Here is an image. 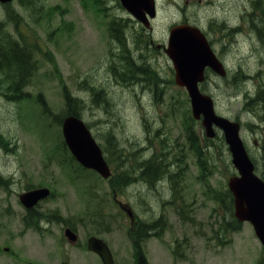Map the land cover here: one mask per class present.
Wrapping results in <instances>:
<instances>
[{"label":"rangeland","instance_id":"rangeland-1","mask_svg":"<svg viewBox=\"0 0 264 264\" xmlns=\"http://www.w3.org/2000/svg\"><path fill=\"white\" fill-rule=\"evenodd\" d=\"M96 2L0 4L2 31L30 48L35 60L23 89L26 97L15 99L0 84V264L68 259L69 264H101L87 252L89 237L108 245L114 264H135L136 226L158 216L163 220L160 235H149L142 243L147 264H264V248L249 223L222 232V221L231 220L226 195L234 173L230 154L222 143L221 167L216 149L204 151L206 171L198 169L183 138L190 114L187 93L175 85L166 55L155 50L166 43L172 26L194 22L211 33L216 30L218 47L222 22V114L239 121L245 133L254 130L252 138L259 131L264 137V0H157L149 31L141 30L117 3ZM117 17L129 21L125 35L131 55L142 50L162 80L155 97L137 83L142 80L136 74L118 75L125 54L111 48L106 28ZM90 85L97 87L93 95ZM209 90L218 101L217 80ZM64 93L82 99L79 116L107 159L110 179L83 169L63 145L61 124L54 118H64ZM247 142L264 175V140L259 148H253L250 137ZM135 159H150L157 182L139 179ZM121 174L133 176L116 185ZM40 187L54 192L42 205L60 219L53 214L56 221L36 233L9 226L6 211L17 205L15 193ZM62 226L76 230L74 245L63 236ZM8 247L12 254L4 252Z\"/></svg>","mask_w":264,"mask_h":264},{"label":"water","instance_id":"water-1","mask_svg":"<svg viewBox=\"0 0 264 264\" xmlns=\"http://www.w3.org/2000/svg\"><path fill=\"white\" fill-rule=\"evenodd\" d=\"M10 1L0 0L1 3ZM120 1L122 6L146 27L148 21L145 13L150 18L155 16L153 0ZM164 52L172 62L175 83L184 87L188 93L194 116L196 118L199 115L203 116V126L207 130V135L213 136L212 124L222 126L225 142L231 153L232 165L238 174L230 177L227 182V187L233 196L234 216L239 222H249L264 246V183L253 174L254 166L238 136V124L225 118L220 120L215 116L210 98L200 94L197 87V83L203 79L206 66L219 73L218 61L200 31L188 25L174 26L169 30ZM222 76H224L223 68ZM61 131L66 146L80 165L96 171L103 178L109 177L110 171L101 150L82 120L76 116L64 118ZM47 195L46 189L34 190L21 195L20 200L24 206L31 207ZM65 235L70 241L75 240V236L70 231L67 230ZM88 249L96 253L103 264H113L111 254L101 240L90 238Z\"/></svg>","mask_w":264,"mask_h":264},{"label":"trees","instance_id":"trees-1","mask_svg":"<svg viewBox=\"0 0 264 264\" xmlns=\"http://www.w3.org/2000/svg\"><path fill=\"white\" fill-rule=\"evenodd\" d=\"M97 2L100 3V0H97ZM2 26L3 23L0 22V78H1L0 84L2 83L4 85V88L14 95L15 99H23L24 97L27 96L26 94L23 93V89L29 81L31 71L35 66V60L32 55V50L28 48L26 45L20 43L19 41H16L13 38L9 37V35L5 31H2L1 28ZM115 26L123 27L122 23H120V25L119 23L118 25L115 24ZM119 60H120V64L122 65L121 72H124L128 69L130 70L139 67L142 70L144 69V72L146 74L144 77L147 80L146 82H150L149 80L150 73L146 69L145 65H140L141 67L137 66L138 64L135 63L131 58H129V56H123ZM152 78L153 80H155V77ZM93 90L96 89H92V91ZM64 98H65V110L62 112V114L64 113L62 117L69 115H74L79 117L80 111L84 106L82 99L79 97L71 96L67 93H64ZM96 100H98V98L97 99L95 98L94 102H96ZM54 119L60 125L63 118L55 117ZM108 134H109V137H107L109 139L108 144L110 145L112 142V137L110 133ZM111 147L114 148V142L113 144H111ZM193 149L194 152L196 154L198 153L200 157L201 152H199V150H197L196 148ZM120 160H124V158ZM135 160L138 166L140 167L138 168L139 172H136V174L139 175V176L137 175L139 179H145L150 184H153L152 182L156 181V176L158 175V173L156 172V169H154L155 167H151L152 163L151 164L149 163L150 159L146 161L144 160L142 162H139L137 159ZM197 165L200 170L206 171V163L201 158L198 159ZM151 168L152 171L149 170ZM154 173L156 176H153ZM128 176H133V174H127V176L121 174L117 176L116 185H121V186L125 185L128 182V178H129ZM120 189L121 187H118V190ZM226 195L230 200V211H231L230 215H232V199L228 191H226ZM216 201L221 202V199L217 198ZM222 202H223V198H222ZM159 223L160 220L157 223L153 222L152 224L148 223L147 225L144 222H139L137 224L136 226L137 234L136 235L134 234V248L137 254L136 264H146L145 259L141 254L140 246L144 238L147 236V232L154 229V227L156 225H159ZM222 228H223L222 231L223 230L226 231L228 229L237 230L239 228V224L234 219H232L231 216V220L229 222H225V221L222 222Z\"/></svg>","mask_w":264,"mask_h":264},{"label":"flooded vegetation","instance_id":"flooded-vegetation-1","mask_svg":"<svg viewBox=\"0 0 264 264\" xmlns=\"http://www.w3.org/2000/svg\"><path fill=\"white\" fill-rule=\"evenodd\" d=\"M218 28L220 33L218 47H216L214 43V36L216 34V30L214 28H212V33H211L209 31H206V27H204L203 34L210 48L212 49L213 53L216 55L218 59L220 73L216 74L213 72L211 68L207 67L204 71L203 81L198 83V89L202 94L208 95L212 98L214 112L219 118H221V120L223 116L228 118L229 120L237 121L233 117H229L222 114V22L220 26H218ZM158 47L159 46L157 45V49ZM215 80L218 81V88H219L218 101L216 100L214 93H212V91L209 90V85L213 83ZM148 84L150 86L147 89L151 90V87L153 85L149 82ZM189 111H188L189 114L188 123L183 138L185 139V141L189 145V148H191L192 151L194 150L193 148H196V149H200L202 152L208 151L210 153L211 150L216 149L219 153L218 159L222 167V143L225 144L224 135L222 133V126L220 128H217L215 125H212L213 137L208 138L206 135V131L202 126L203 118L202 116H199L198 118H195L193 116L192 111L190 109V102H189ZM253 132L254 130H252L250 134L245 133L243 130L240 132L241 139L243 140L247 150H249V145L247 142L248 137H250L251 139L253 148H257V147L259 148V146H261L260 142H263L264 140L263 139L264 137H262L260 131L258 133H255V138H252ZM257 136L259 137V139L257 138ZM249 154L251 156V151H249ZM252 158L255 159L253 154H252ZM45 212L46 209L44 208L43 205H41V203L29 209L20 206L17 207L15 210L9 212V216L7 219L10 225H14L15 227L20 228L21 230L32 231V229L35 226L43 228L44 226L49 224ZM21 264H31V262L29 263L28 261H25L22 262Z\"/></svg>","mask_w":264,"mask_h":264},{"label":"bare ground","instance_id":"bare-ground-1","mask_svg":"<svg viewBox=\"0 0 264 264\" xmlns=\"http://www.w3.org/2000/svg\"><path fill=\"white\" fill-rule=\"evenodd\" d=\"M164 167V166H163Z\"/></svg>","mask_w":264,"mask_h":264}]
</instances>
